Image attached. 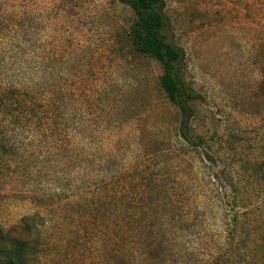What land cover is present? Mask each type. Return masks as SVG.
I'll use <instances>...</instances> for the list:
<instances>
[{"label": "rangeland", "instance_id": "obj_1", "mask_svg": "<svg viewBox=\"0 0 264 264\" xmlns=\"http://www.w3.org/2000/svg\"><path fill=\"white\" fill-rule=\"evenodd\" d=\"M164 2L190 144L127 4L0 0V133L17 148L0 155V233L29 219L28 264H264V0ZM15 98L37 112L16 132ZM140 192L158 206L134 244L110 243ZM108 193L121 201L96 209Z\"/></svg>", "mask_w": 264, "mask_h": 264}, {"label": "trees", "instance_id": "obj_2", "mask_svg": "<svg viewBox=\"0 0 264 264\" xmlns=\"http://www.w3.org/2000/svg\"><path fill=\"white\" fill-rule=\"evenodd\" d=\"M127 4L133 11L135 21L130 30V40L135 51L143 57H150L157 60L164 71L161 79V86L166 93L169 101L176 105L182 114L180 122V137L187 143L192 142L189 135V124L192 117V112L188 106V101L194 99L195 95L186 85L181 72V63L183 60V52L178 49L169 39V21L165 15L164 0H120ZM13 106H15L13 108ZM1 107L4 109L13 108L9 112L6 128H15L16 132L20 127H28L32 125V121L36 117V109L34 104L29 103L27 99L21 100L15 98L14 103L3 101ZM35 121V120H34ZM0 133V155L5 157H14L17 153L16 145L12 144L10 140H6ZM2 169V168H1ZM111 193L101 196L95 201L96 209L104 206H113V204L120 202L122 198ZM168 199V198H167ZM129 208L125 206L121 213L117 216L119 221L116 226L120 232L118 238L110 233L109 242L116 243L119 239L126 242L128 239H135L134 231H138L132 227V222H138L137 219L143 214L150 211L155 206H158V201L153 197H146V192H140L130 200H126ZM131 207V208H130ZM133 208V209H132ZM29 219L25 218L21 221L22 233L18 237H13L11 231L0 233V264H28L26 248L29 245V238L27 235L31 230L28 223ZM26 224L28 226H26ZM116 227V228H117ZM133 230V231H132ZM110 231H113L110 229ZM114 230L112 233H115ZM114 236V237H113ZM133 236V237H132ZM134 244V242H131ZM4 244L11 246V251H6ZM125 249L129 248L128 244L124 245ZM148 251L152 250L153 244H146ZM125 251V250H124Z\"/></svg>", "mask_w": 264, "mask_h": 264}]
</instances>
